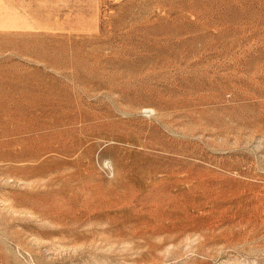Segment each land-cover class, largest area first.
Masks as SVG:
<instances>
[{
	"label": "rangeland",
	"instance_id": "rangeland-1",
	"mask_svg": "<svg viewBox=\"0 0 264 264\" xmlns=\"http://www.w3.org/2000/svg\"><path fill=\"white\" fill-rule=\"evenodd\" d=\"M0 264H264V0H0Z\"/></svg>",
	"mask_w": 264,
	"mask_h": 264
}]
</instances>
